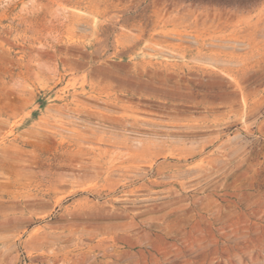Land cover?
<instances>
[{"label":"rangeland","instance_id":"obj_1","mask_svg":"<svg viewBox=\"0 0 264 264\" xmlns=\"http://www.w3.org/2000/svg\"><path fill=\"white\" fill-rule=\"evenodd\" d=\"M0 264H264V0H0Z\"/></svg>","mask_w":264,"mask_h":264}]
</instances>
